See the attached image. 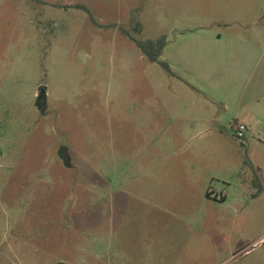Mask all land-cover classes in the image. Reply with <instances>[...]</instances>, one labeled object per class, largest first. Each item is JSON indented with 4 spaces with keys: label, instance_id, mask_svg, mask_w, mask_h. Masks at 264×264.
I'll use <instances>...</instances> for the list:
<instances>
[{
    "label": "rangeland",
    "instance_id": "374dc122",
    "mask_svg": "<svg viewBox=\"0 0 264 264\" xmlns=\"http://www.w3.org/2000/svg\"><path fill=\"white\" fill-rule=\"evenodd\" d=\"M262 48L264 0H0V264H264Z\"/></svg>",
    "mask_w": 264,
    "mask_h": 264
},
{
    "label": "trees",
    "instance_id": "16d2710c",
    "mask_svg": "<svg viewBox=\"0 0 264 264\" xmlns=\"http://www.w3.org/2000/svg\"><path fill=\"white\" fill-rule=\"evenodd\" d=\"M134 41L151 61H158L162 66L168 68V65L165 62L158 60L163 48L165 47V39L163 37L156 40L147 39L142 42L137 40ZM42 91H44L43 88Z\"/></svg>",
    "mask_w": 264,
    "mask_h": 264
},
{
    "label": "crops",
    "instance_id": "0c3cea01",
    "mask_svg": "<svg viewBox=\"0 0 264 264\" xmlns=\"http://www.w3.org/2000/svg\"><path fill=\"white\" fill-rule=\"evenodd\" d=\"M262 57V61L264 60V48L261 49L260 58ZM263 68V66H262ZM262 76L264 77V68L262 69ZM264 122V100H260V113L258 115H254L249 120H245L243 124L246 125L249 132H255L260 134V125ZM263 143V141H261Z\"/></svg>",
    "mask_w": 264,
    "mask_h": 264
},
{
    "label": "built area",
    "instance_id": "2783aa9c",
    "mask_svg": "<svg viewBox=\"0 0 264 264\" xmlns=\"http://www.w3.org/2000/svg\"><path fill=\"white\" fill-rule=\"evenodd\" d=\"M235 136L239 139L244 137V132L247 130V127L243 123H237L233 126Z\"/></svg>",
    "mask_w": 264,
    "mask_h": 264
}]
</instances>
